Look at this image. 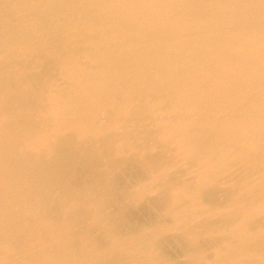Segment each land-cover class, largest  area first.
<instances>
[{
    "label": "bare ground",
    "instance_id": "6f19581e",
    "mask_svg": "<svg viewBox=\"0 0 264 264\" xmlns=\"http://www.w3.org/2000/svg\"><path fill=\"white\" fill-rule=\"evenodd\" d=\"M0 264H264V0H0Z\"/></svg>",
    "mask_w": 264,
    "mask_h": 264
}]
</instances>
